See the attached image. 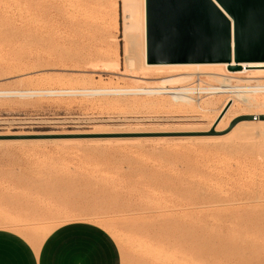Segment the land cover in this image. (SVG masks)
<instances>
[{
  "label": "rangeland",
  "instance_id": "obj_1",
  "mask_svg": "<svg viewBox=\"0 0 264 264\" xmlns=\"http://www.w3.org/2000/svg\"><path fill=\"white\" fill-rule=\"evenodd\" d=\"M92 1L72 17L86 27L79 31L60 26L37 0H0V92L147 88L181 75L140 68L142 36L124 29V0ZM126 58L147 82L135 83ZM206 74L167 88H189L199 75L208 85L224 82ZM186 96L193 102L116 93L0 96V225L16 227L0 230L38 244L61 225L88 222L113 238L121 264H264V125L230 137L242 122H264V115H242L264 114V107L236 100L222 119L224 96ZM96 192L112 200L102 197L103 204Z\"/></svg>",
  "mask_w": 264,
  "mask_h": 264
},
{
  "label": "water",
  "instance_id": "obj_2",
  "mask_svg": "<svg viewBox=\"0 0 264 264\" xmlns=\"http://www.w3.org/2000/svg\"><path fill=\"white\" fill-rule=\"evenodd\" d=\"M146 12L149 64L264 62V0H146Z\"/></svg>",
  "mask_w": 264,
  "mask_h": 264
},
{
  "label": "bare ground",
  "instance_id": "obj_3",
  "mask_svg": "<svg viewBox=\"0 0 264 264\" xmlns=\"http://www.w3.org/2000/svg\"><path fill=\"white\" fill-rule=\"evenodd\" d=\"M38 1V5L41 7L42 9V12H44L46 15H49L52 17V19H57L58 23L60 24V26L62 27H75V29H78L80 31V28L83 27L84 25L82 24L81 21H73L72 20V17L74 14H77L78 12L81 13L80 8L82 9V7H85L87 6L89 3V0H37ZM88 1V2H86ZM92 1V0H90ZM95 1V0H93ZM92 1V2H93ZM98 1V0H97ZM95 1L94 3L97 4ZM101 2V0L99 1ZM103 3V1H102ZM101 3V4H102ZM124 5H125V8H124V11L125 12H128V18L129 21L126 22L127 25H124V29L126 32H130V31H134V30H139L140 31V38L142 39V42H141V45H142V50H141V56H142V63L140 65V68L144 69L145 71H154L152 74L157 73L158 72H164V71H167L169 72L170 74L171 73H179L181 74L180 76L178 77H166V78H161L159 80V82H156V84H160L161 86H150V87H142V88H131V89H114V90H109V89H88V88H84V89H34V90H24L22 92H0V96H19V97H27V96H32V95H61V94H84V95H101V94H112V93H116V94H132V95H145V96H159V95H169L171 100L176 103V102H181V103H192L193 100L190 99L189 97H187L186 95L188 94H191L192 96H195L198 100H202V98H205V97H214V96H224L225 97V102L221 108V111L219 112V115H218V118H222L224 119L228 113L233 110L234 106H235V102L236 100L238 102H242L244 105L250 107V108H262L264 107V84L261 83V81H251V82H248V83H237L239 82V80L236 78H239V77H242V76H246L247 78H264V62H249V63H236L234 60L232 61V63H187V64H149L147 62V12H146V0H140V2H138L137 0H130V1H126L124 0ZM92 5V3L90 4ZM99 6V5H97ZM93 7H96L93 5ZM88 8V7H87ZM92 9V8H91ZM113 9V8H112ZM94 12V11H93ZM70 13V16H68ZM79 14V13H78ZM82 14V13H81ZM79 14V15H81ZM92 14V12L90 13ZM86 15V14H85ZM67 16H68V20H67ZM83 16V15H81ZM127 16V14H126ZM87 17V16H85ZM94 18V16H93ZM90 19V18H88ZM81 20V19H80ZM85 21V20H84ZM87 21V20H86ZM85 21V24L89 23L87 21L86 23ZM93 21V20H92ZM91 21V22H92ZM117 21V20H116ZM125 21V20H124ZM112 22H115V21H112ZM56 23V22H55ZM93 23H91L92 25ZM94 25V24H93ZM110 26V25H109ZM85 27V26H84ZM83 27V28H84ZM88 27V26H87ZM91 27V26H90ZM107 27V26H106ZM105 27V28H106ZM86 28V27H85ZM109 29V28H107ZM113 29V28H112ZM87 30V29H86ZM75 31V30H74ZM111 31V30H108V32ZM124 31V32H125ZM106 32L107 30L105 29V35H106ZM137 32V31H136ZM78 33V32H77ZM110 33V32H109ZM108 33V34H109ZM106 35V36H109V35ZM125 34V33H124ZM139 47V46H138ZM137 47V49H138ZM115 55V54H114ZM118 55V54H117ZM127 55V54H125ZM135 55V54H134ZM75 56V55H74ZM73 56V57H74ZM107 56V55H106ZM116 56V55H115ZM68 57V56H67ZM71 57V56H70ZM72 57V59H73ZM76 60L77 56H75ZM129 58V57H128ZM127 59V58H126ZM88 60V59H87ZM94 61V60H92ZM89 62H91L89 60ZM99 62V61H98ZM115 62V61H114ZM85 63V61H84ZM92 63H85L86 65L90 64V66H92ZM96 63V62H95ZM94 63V65H95ZM101 63V62H99ZM108 63V62H107ZM127 63H128V68L131 70L132 72V77L136 78L137 80L134 79L135 83H139V82H142V83H145L147 82V80L149 79L147 76L145 75H142V76H138V72L139 69H138V66H137V63H136V60H134L133 58L131 59H127ZM106 64V63H105ZM107 65V64H106ZM110 65V64H109ZM96 66V65H95ZM119 66V65H118ZM9 66H7L8 68ZM77 67V66H76ZM75 67V68H76ZM114 67V66H113ZM231 67H236L237 69H231ZM10 69V67H9ZM22 69V68H20ZM12 70V69H11ZM15 70V69H14ZM25 70V69H24ZM23 70V71H24ZM129 70V71H130ZM16 72L18 70H15ZM20 71V70H19ZM129 71H127L129 73ZM15 72V73H16ZM21 72V71H20ZM130 72V73H131ZM196 72H201V73H204L206 75H208L210 78H218V79H222L224 80L223 83H220V84H217V85H223L225 84L226 82H235L236 85L238 86H242V87H239V88H242V89H239L236 91L235 93V96L234 98H231V97H228L227 95L223 94V93H218L216 90L212 89L213 87H215L216 85H208L206 84L203 80H202V76L199 75L197 78L202 81L205 85V87H202L201 85V88L203 90H209V91H212V92H209V91H199L200 93H205V94H202V95H198V85H194L192 84L189 88H182V89H178V88H167L168 86H172L171 84H174V83H177V81H181L183 79H191L193 74L196 73ZM19 73V72H18ZM146 73H149V72H146ZM145 73V74H146ZM166 73V72H165ZM159 74V73H158ZM162 74V73H161ZM164 74V73H163ZM168 74V73H167ZM178 74V75H179ZM128 76V75H127ZM196 78V79H197ZM196 79L194 80V82L196 81ZM133 80V79H132ZM150 81V80H149ZM193 82V83H194ZM152 83V82H151ZM150 84V83H149ZM155 84V83H153ZM13 91V90H12ZM219 92H222V91H219ZM197 95V96H196ZM195 98V99H196ZM263 98V100L261 99ZM157 99V98H156ZM153 100V99H152ZM162 102V105L161 106H164V103L163 101H166V100H159ZM158 101V102H159ZM171 101V103H172ZM151 101H149L150 103ZM153 102V101H152ZM151 102V104H152ZM157 103V101H155ZM169 102V101H167ZM148 103V104H149ZM154 103V102H153ZM160 103V102H159ZM170 103V102H169ZM210 104V103H209ZM154 105V104H153ZM171 105L172 108H176V104L175 106H173L172 104H169ZM155 106V105H154ZM166 106V105H165ZM185 106V105H184ZM190 106V105H189ZM204 106V104H203ZM205 106H207V104H205ZM210 106V105H208ZM213 104L210 106L212 107ZM169 107V106H167ZM169 107V108H171ZM181 107V106H179ZM190 107H193L192 105ZM201 107V106H200ZM245 107V106H244ZM250 108H247V109H250ZM210 111L209 108H201V111ZM242 111V110H241ZM264 111V109H263ZM218 112V111H217ZM240 112V111H239ZM203 113H208L207 115H209V112H203ZM214 113V112H213ZM233 114V113H232ZM217 115V114H215ZM214 115V116H215ZM243 116H261V115H264L262 113H259V114H254L253 113H247V114H242ZM204 116V115H203ZM202 116V117H203ZM216 117V116H215ZM216 119V118H215ZM221 120V119H220ZM213 121V120H212ZM213 123V122H212ZM238 125V124H237ZM264 125V122H260L258 119H255V120H251L249 122H245V123H241L240 125H238L234 130H232V133L230 134V137H233V136H237L238 134L240 135L241 133L244 134L247 133L250 129L251 132L255 131L254 134L256 133V130L258 127L260 129L261 126ZM263 129V128H262ZM261 129V130H262ZM247 130V132L245 131ZM250 132V133H251ZM259 132V131H258ZM264 134V132L262 133ZM259 135V134H258ZM243 135L240 136V138H242ZM228 137V136H227ZM263 137V136H262ZM237 139V138H236ZM264 139V138H263ZM64 179V178H63ZM60 180V179H59ZM54 181V180H53ZM68 182V181H66ZM70 182V180H69ZM68 182V183H69ZM72 183L74 182V184H76L75 180L74 181H71ZM58 183V182H57ZM71 183V184H72ZM61 185V183H58V185ZM70 185V183H69ZM68 185V186H69ZM73 185V184H72ZM71 185V187H72ZM77 185V184H76ZM115 185V184H114ZM187 185V184H186ZM50 186V185H49ZM116 186V185H115ZM114 186V187H115ZM152 188L153 186L150 185ZM149 186V187H150ZM168 186V185H167ZM77 186L74 185L73 189H75ZM103 187V186H102ZM106 187V186H105ZM70 188V187H69ZM78 188V187H77ZM90 190H91V187L89 186ZM97 186L95 187V190L94 191H97ZM107 188H108V185H107ZM148 188V186H147ZM155 188V187H154ZM168 188V187H166ZM170 188V186H169ZM168 188V190H169ZM190 188V187H189ZM105 189V188H104ZM103 189V190H104ZM113 189V188H111ZM109 189V191L111 190ZM141 189V188H140ZM149 189V188H148ZM172 189V187L170 188V190ZM198 189V188H196ZM102 190V189H101ZM108 190V189H107ZM142 190V189H141ZM146 190V189H145ZM200 190V189H199ZM106 191V190H105ZM99 192V191H98ZM108 192V191H106ZM113 193H115L114 191H112ZM117 192H118V189H117ZM132 192V191H131ZM147 192V191H146ZM151 192V191H150ZM164 192H166L164 190ZM201 192V191H200ZM198 193V194H201V195H204L201 193ZM91 193V192H90ZM93 193V191H92ZM95 193V192H94ZM102 193V191H101ZM109 194L113 195V193H110L108 192ZM133 193V192H132ZM149 193V191L147 192ZM161 193V192H160ZM96 194H99L100 193H97ZM95 194V195H96ZM104 193L103 192V196H104ZM109 194H107L109 196ZM120 194V193H119ZM142 194V193H141ZM152 194V193H151ZM195 194V193H194ZM93 195V194H92ZM95 195L94 198H95ZM102 195V194H101ZM100 195V196H101ZM143 195V194H142ZM153 195V194H152ZM151 195V196H152ZM103 196H101L99 199H101ZM114 196V195H113ZM112 196V198H113ZM117 193H116V197H117ZM160 196V195H159ZM199 196V195H197ZM96 197H99V196H96ZM111 197V196H110ZM110 197H103L104 199L108 198L110 199ZM144 197V196H143ZM150 196H148L149 198ZM90 198H93V197H90ZM102 198V200H104ZM146 198V200L148 199ZM118 199V197H117ZM115 199L114 197V201L117 200ZM93 200V199H92ZM95 200L97 201V199L95 198ZM112 200V199H110ZM150 200H153V198L151 199L150 197ZM155 200V199H154ZM161 200V199H160ZM191 200V199H190ZM94 201V200H93ZM105 201V200H104ZM163 201V200H162ZM95 202V201H94ZM99 202V201H98ZM97 202V203H98ZM106 202V201H105ZM103 202V204H107V202L105 203ZM116 202V201H115ZM144 202V201H143ZM154 202V201H153ZM161 202V201H160ZM90 203V202H89ZM92 203V202H91ZM101 203V202H100ZM108 203L110 204V202L108 201ZM118 204V202H116ZM145 203V202H144ZM157 203H159V201H157ZM113 204H115L113 202ZM112 204V205H113ZM116 204V206H118ZM160 204V203H159ZM93 205H96V204H93ZM99 205V203H98ZM89 206V204H88ZM91 206V205H90ZM97 206V205H96ZM100 206V205H99ZM98 206V208H100ZM115 206V205H114ZM93 207V206H92ZM106 207V205L104 206ZM103 207V209H104ZM120 207V205H119ZM91 208V207H90ZM102 208V207H101ZM156 211V210H155ZM164 215H167V214H164ZM163 215V217H164ZM147 216V215H146ZM152 216H158V215H152ZM171 216V215H170ZM99 217V216H98ZM133 217V216H132ZM137 217V216H136ZM135 217V218H136ZM142 217V216H140ZM151 217V216H149ZM159 217V216H158ZM167 217V216H166ZM88 218V217H87ZM130 217H128L129 219ZM143 218V217H142ZM145 218V217H144ZM148 218V217H146ZM154 218V217H153ZM152 218V219H153ZM157 218V217H156ZM155 218V219H156ZM162 217H160L161 219ZM165 218V217H164ZM168 218H169V215H168ZM172 218V217H170ZM169 218V219H170ZM78 219V218H77ZM141 219V218H139ZM138 217L136 220H138ZM167 219V220H169ZM71 220V219H70ZM126 220V219H125ZM132 220V218L130 219ZM135 220V219H133ZM142 220V219H141ZM144 220V219H143ZM148 220V219H147ZM163 220V218H162ZM166 220V218L164 219ZM49 222V221H48ZM18 223V222H17ZM17 223L15 225H17ZM13 224V223H12ZM10 222H9V225H8V222L7 223H2L0 225V227H11L13 226ZM29 224V223H28ZM19 226V225H17ZM7 227V228H8ZM14 227V226H13ZM16 228V227H14ZM19 228V227H18ZM23 228V227H22ZM21 228V230H22ZM24 229V228H23ZM9 230V229H7ZM11 230H16V229H12L11 227ZM19 230V229H18ZM25 230V229H24ZM23 231V230H22ZM14 232V231H13ZM16 232V231H15ZM18 234H19V231H18ZM24 234V233H23ZM21 236V235H20ZM24 238V237H23ZM28 238V237H26ZM27 240V239H26ZM29 241V240H27ZM35 245V244H34ZM37 246V245H36ZM35 246V247H36Z\"/></svg>",
  "mask_w": 264,
  "mask_h": 264
},
{
  "label": "crops",
  "instance_id": "obj_4",
  "mask_svg": "<svg viewBox=\"0 0 264 264\" xmlns=\"http://www.w3.org/2000/svg\"><path fill=\"white\" fill-rule=\"evenodd\" d=\"M0 264H121V257L105 229L71 222L52 230L38 244L0 230Z\"/></svg>",
  "mask_w": 264,
  "mask_h": 264
},
{
  "label": "built area",
  "instance_id": "obj_5",
  "mask_svg": "<svg viewBox=\"0 0 264 264\" xmlns=\"http://www.w3.org/2000/svg\"><path fill=\"white\" fill-rule=\"evenodd\" d=\"M193 84L194 85H198V89H197L198 95L205 94V93H200L199 91H209V90H203L201 88V86L205 87V85L198 78L196 79V81ZM239 87H242V86L236 85L235 82H226L225 84L220 85V86L216 85L212 89L216 90L218 93H223V94L227 95L228 97L234 98L236 91L239 90V89H242V88H239ZM219 91H222V92H219ZM209 92H212V91H209Z\"/></svg>",
  "mask_w": 264,
  "mask_h": 264
}]
</instances>
